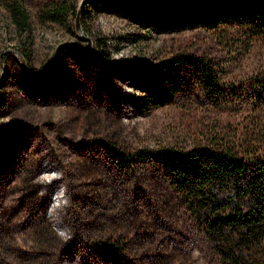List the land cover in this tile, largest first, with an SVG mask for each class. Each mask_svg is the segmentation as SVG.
I'll use <instances>...</instances> for the list:
<instances>
[{
    "label": "rangeland",
    "instance_id": "1",
    "mask_svg": "<svg viewBox=\"0 0 264 264\" xmlns=\"http://www.w3.org/2000/svg\"><path fill=\"white\" fill-rule=\"evenodd\" d=\"M49 1L25 0L23 29L0 4V264H217L166 168L115 153L188 148L206 125H244L264 41L245 48L203 25L201 0H71L80 33L72 13L41 16ZM63 41L79 47L45 67Z\"/></svg>",
    "mask_w": 264,
    "mask_h": 264
},
{
    "label": "trees",
    "instance_id": "2",
    "mask_svg": "<svg viewBox=\"0 0 264 264\" xmlns=\"http://www.w3.org/2000/svg\"><path fill=\"white\" fill-rule=\"evenodd\" d=\"M258 1L251 3L247 16L240 13L239 0H203L200 22L216 30L237 32L249 48L255 40L264 41V12H257ZM0 4L19 28H27L25 0H0ZM75 12L71 0H50L39 9L49 21H60L67 13L75 17ZM83 17L81 8V22ZM172 24L168 17L161 23L167 30ZM25 51L21 50L24 56ZM199 63L200 74L211 77L212 65L206 60ZM256 85L250 101L253 122L248 117L244 125H206L203 138L188 148H139L126 158L115 153L120 160H157L166 168L170 187L206 237L217 264H264V124L260 129L252 125L259 124L264 113V79ZM260 111L261 116H255Z\"/></svg>",
    "mask_w": 264,
    "mask_h": 264
},
{
    "label": "water",
    "instance_id": "3",
    "mask_svg": "<svg viewBox=\"0 0 264 264\" xmlns=\"http://www.w3.org/2000/svg\"><path fill=\"white\" fill-rule=\"evenodd\" d=\"M80 9H81V1L79 2V4L77 5L76 7V12H75V29L77 31V33H80V20H79V17H80ZM88 40V39H87ZM62 45H70L74 48H77L79 47L76 43L72 42V41H63V42H60L59 44L56 45V47L54 48L53 50V54H52V57L48 60V63H46L45 67L53 60L54 56L56 55L58 49L62 46ZM3 52V50L1 51ZM19 55V59L22 63V65L24 66L25 70L26 71H29L28 68L25 67L24 65V62H23V56L18 53ZM3 62H2V53H0V69L3 70ZM43 67V68H45ZM43 68H41L43 70ZM40 69V70H41ZM2 76H0V80H1Z\"/></svg>",
    "mask_w": 264,
    "mask_h": 264
},
{
    "label": "built area",
    "instance_id": "4",
    "mask_svg": "<svg viewBox=\"0 0 264 264\" xmlns=\"http://www.w3.org/2000/svg\"><path fill=\"white\" fill-rule=\"evenodd\" d=\"M203 0H201V3H202Z\"/></svg>",
    "mask_w": 264,
    "mask_h": 264
}]
</instances>
